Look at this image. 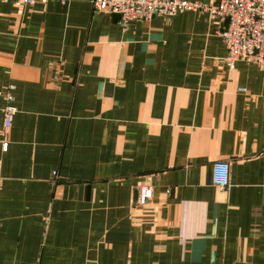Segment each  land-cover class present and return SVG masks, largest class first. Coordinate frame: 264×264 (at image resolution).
<instances>
[{"label": "crops", "instance_id": "1", "mask_svg": "<svg viewBox=\"0 0 264 264\" xmlns=\"http://www.w3.org/2000/svg\"><path fill=\"white\" fill-rule=\"evenodd\" d=\"M218 28L0 2V264H264V61Z\"/></svg>", "mask_w": 264, "mask_h": 264}, {"label": "built area", "instance_id": "2", "mask_svg": "<svg viewBox=\"0 0 264 264\" xmlns=\"http://www.w3.org/2000/svg\"><path fill=\"white\" fill-rule=\"evenodd\" d=\"M49 0H0L14 6H27L46 3ZM94 11L119 16L122 25L131 21L149 22L154 16H173L179 12H204L219 24L217 30L226 55L222 61L229 69L237 62L261 63L264 61V0H88ZM239 91L244 92L241 88ZM11 99V93L5 95ZM16 108L8 104L4 109L3 126L8 128ZM6 142L2 143L5 149ZM228 161H215L212 164V184L220 190L230 186ZM153 196L152 184L145 180L140 185L137 205H148Z\"/></svg>", "mask_w": 264, "mask_h": 264}, {"label": "rangeland", "instance_id": "3", "mask_svg": "<svg viewBox=\"0 0 264 264\" xmlns=\"http://www.w3.org/2000/svg\"><path fill=\"white\" fill-rule=\"evenodd\" d=\"M144 181H145V180H144ZM144 181H143V182H144ZM143 182H142V184H143ZM139 187H140V186H139ZM138 190H139V189H138ZM137 195H138V194H137ZM139 207H140V206H139Z\"/></svg>", "mask_w": 264, "mask_h": 264}]
</instances>
